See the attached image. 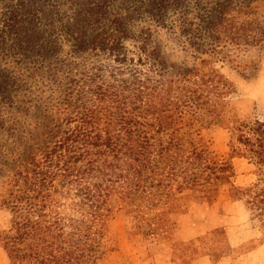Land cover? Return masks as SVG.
Returning a JSON list of instances; mask_svg holds the SVG:
<instances>
[{"label": "trees", "instance_id": "obj_1", "mask_svg": "<svg viewBox=\"0 0 264 264\" xmlns=\"http://www.w3.org/2000/svg\"><path fill=\"white\" fill-rule=\"evenodd\" d=\"M71 2L76 20L66 30L75 46L107 51L120 66L96 65L65 87L62 115L43 113L34 130L14 129L0 112V207L10 211L0 246L11 264H97L109 251L107 221L117 207L136 217L137 232L178 241L176 217L188 201L217 198L232 170L203 129L222 120L220 99L234 85L214 66L205 69L204 56L228 43L264 46V0H198L196 19L190 0ZM113 3L121 8L114 14ZM15 11L24 16L16 32L37 44L39 4L24 0ZM177 12L199 52L191 64L171 60L150 26L132 31L140 16L158 28ZM129 38L157 78L131 67ZM232 132L264 164V122L238 121Z\"/></svg>", "mask_w": 264, "mask_h": 264}, {"label": "rangeland", "instance_id": "obj_2", "mask_svg": "<svg viewBox=\"0 0 264 264\" xmlns=\"http://www.w3.org/2000/svg\"><path fill=\"white\" fill-rule=\"evenodd\" d=\"M23 1L0 0V112L14 129L29 131L38 127L43 113L62 115L65 87L82 83L86 72L96 65L110 69L120 63L107 51L75 46L66 30L68 22L76 20L77 7L71 0H35L41 9L37 15L40 23H35L40 26L37 44L23 41L16 25L22 24L24 16L15 11ZM197 1L190 0L193 19ZM113 5L112 14L121 10L120 4ZM182 18L183 13H172L167 23L157 28L150 18L140 16L132 31L138 33L150 26L171 60L191 64L199 61L195 58L199 52L183 34ZM137 41L129 38L123 43V51L133 58L131 67L150 80L157 78V66L140 56ZM218 49L221 53L210 59L204 56L208 59L205 69L217 68L233 83L234 90L220 99L222 120L204 128L203 134L210 150L231 165L228 181H223L217 198L188 201L185 211L176 217L173 237L178 241L158 233L137 232L136 217L115 208L104 238L109 251L97 264H264V164L237 144L232 132L238 121L264 122V46L228 43ZM128 75L125 68L121 77ZM234 146L244 152L238 153ZM231 183L242 191L233 194ZM9 218L10 211L0 207V228L7 226ZM0 264H11L1 246Z\"/></svg>", "mask_w": 264, "mask_h": 264}]
</instances>
